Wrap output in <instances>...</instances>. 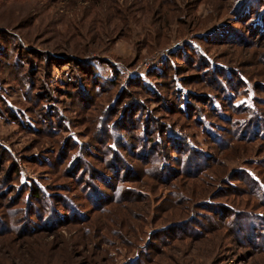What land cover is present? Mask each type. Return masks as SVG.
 <instances>
[{
  "label": "rangeland",
  "instance_id": "rangeland-1",
  "mask_svg": "<svg viewBox=\"0 0 264 264\" xmlns=\"http://www.w3.org/2000/svg\"><path fill=\"white\" fill-rule=\"evenodd\" d=\"M248 1L0 0V264H264V20L242 17ZM81 62L116 86H78ZM130 103L134 138L117 137ZM145 128L164 138L152 153Z\"/></svg>",
  "mask_w": 264,
  "mask_h": 264
},
{
  "label": "trees",
  "instance_id": "trees-1",
  "mask_svg": "<svg viewBox=\"0 0 264 264\" xmlns=\"http://www.w3.org/2000/svg\"><path fill=\"white\" fill-rule=\"evenodd\" d=\"M252 1V2H251ZM253 1H255L256 2V5L254 6V8L251 10V13L248 15L247 13L249 12V10H248V12L247 13H243V15H242V17H246V15H247V18L251 15V17H250V19H253V15H258V17L260 18V19H262V20H264V0H249L248 1V4L247 5H249V7H250V5L251 4H254V2ZM260 7H263V9L261 10L260 9ZM249 9V8H248ZM246 19V18H245ZM233 37H235V35H233L232 36V38ZM84 62H86V61H84ZM87 64L88 65H90V66H88V65H86V64H84L83 62H81L80 64H78V68L76 69V74H77V76L79 77V80H80V82L78 83V86H79V84L81 83V82H83L84 81V83L83 84H81V86L80 87H82V86H84L85 88H89L91 85H93V84H95L94 83V79H97L100 83H107V84H109V86H116V78L115 79H112V77L111 78H104V77H102V76H98L97 74H96V72H97V69H95L96 68V66L94 65V64H92V63H90V62H87ZM168 64L169 65H167V68L171 71V70H173V66L174 65H172V63L169 61L168 62ZM216 68V67H215ZM174 69H176V67H174ZM225 68H222V67H217L216 69H214L213 68V70L212 71H210L212 74H213V76H215V79H216V81L215 80H213L214 81V84H217V83H219V85L220 86H222V90H224V93H225V97H227L228 96V94L226 93V87L229 89V87H228V85H227V82H228V84L229 85H232V87H233V85H235V80H231V79H229L227 76H228V72L227 71H225L224 70ZM176 71V70H175ZM223 71V72H222ZM153 75H155V74H153ZM155 76H157L158 78H162V77H159L158 76V74L156 73V75ZM223 76V78L225 77V79H226V81L227 82H225V81H223V82H219L218 81V78L219 77H222ZM167 77H168V79H170L171 80V82L172 83H175L174 82V77H173V75L171 74V73H169V72H167ZM176 80H178V79H176ZM139 82H141V80L139 79L138 80ZM179 81V80H178ZM229 81H231L232 83H230ZM93 82V83H92ZM146 81L144 80L143 81V83H142V85H146ZM70 85H72V84H70ZM70 85H68V87L70 86ZM97 87H100V84H98L97 85ZM78 89V91H79V97H80V99L79 100H81V102L84 104V103H87V101L83 98V97H85V98H88L89 97V92H90V94L91 95H93V93H92V90H88L87 89V91H83L81 88H77ZM176 89V88H175ZM151 91H153V90H151ZM174 92H176V93H180L179 95H180V97L182 96V93H185L186 94V97H187V99H188V94H189V92L187 93V91H182L181 90V92L180 91H176V90H174ZM82 94V96H81V94ZM176 97H178L176 94H174ZM203 95V94H202ZM192 97V96H191ZM179 99V98H178ZM169 102V101H168ZM187 102H188V105L190 104L189 103V101L187 100ZM7 105V104H6ZM170 105H172L173 106V109L172 110H174V111H178V113L179 114H181L182 115V113H189L188 111H189V107H188V105H186L185 107H183V109H181V107H179L180 105H178V106H176L175 104H173V103H166L165 104V107L167 108V109H169V107H170ZM8 106V105H7ZM138 104L136 105V103H133V104H129V106L128 107H126L125 109H124V117H125V119L127 120V123H125V125L123 126V129L121 128L120 129V131L121 132H119V131H116V134H115V136H117V137H119V135L120 136H122V138H127L128 137V135H129V137H130V135H131V137L132 138H134V135H132V131H131V129H132V126L131 125H133V123H135L136 121L138 122ZM133 110H135L134 111V115H133ZM13 112V111H12ZM14 113V112H13ZM53 113L54 112H52L51 111V113H50V110H48V109H45V107L43 108V113H41L40 114V117L38 118V120L37 121H40L39 123V125H43L44 126V128H43V131L45 132V133H53V132H55L56 131V126H55V124L52 122V119H54V117L56 118V119H58L59 120V115L58 116H54L53 115ZM15 114V113H14ZM188 115V114H187ZM18 117V116H17ZM19 118V117H18ZM108 122V121H107ZM65 123V122H64ZM253 124L255 125H253L255 128H258L259 126H261V123H258V122H253ZM108 125H111L109 122H108ZM246 126H248V125H246ZM102 127H103V129L102 130H100L101 128H99V132H101L99 135H98V138L100 139V140H103V142H102V145L104 146L105 145V147H106V149L111 153V155H113V159H112V167H113V169L114 170H116L117 169V167L119 166V164H120V162H118L119 161V158L120 157H118L117 156V154L115 153L116 151L115 150H117V149H115V148H113L112 146V144L110 143V141L112 140L113 141V136H111V132L109 133V130H107V127H104L103 125H102ZM147 127V126H146ZM149 128L151 129V124L149 125ZM251 128H248V130H250ZM39 131H41V130H39ZM144 131V133H142L141 134V137H143V139L142 140H140V142L142 143V153L143 152H150V153H152V152H154L155 151V149H157V147H158V145L159 144H161L163 141H164V138L162 137H157V138H150V140L148 139L147 140V137H146V135L148 136L149 135V130H148V128H145V130H143ZM165 133H164V132ZM127 133V135H125L124 133ZM158 134H159V136L161 135V133L162 134H164V136H165V134L167 135L166 136V139L167 140H169V143L167 142V144L168 145H171V147H172V149H175L174 150V152H176V151H179V150H177V149H184L183 151H185V149H187V152L185 153V152H179V153H181V155H186L187 156V160L185 161V163L187 162V167H188V165H191L192 163V160L190 161V159H191V155L190 154H188L189 153V149H191L190 147H187V146H189V145H187L186 144V142H183L182 140H180L178 137H177V135L175 136V134L172 132V130H171V128H170V130L169 129H165V130H161V129H159L158 131ZM124 140V139H123ZM73 145V144H72ZM115 146V145H114ZM4 152V151H3ZM157 152V151H156ZM5 153H7V152H5ZM141 153V154H142ZM118 157V158H117ZM153 157V156H152ZM162 161V160H161ZM150 163L152 164V165H156L157 163L158 164H160V162H159V160L158 159H154L153 161H152V159L150 160ZM166 163V162H165ZM161 165H162V163H161ZM190 167V166H189ZM165 168H167V167H165ZM154 169H156V168H154ZM162 168H159V170H161ZM80 170H83V167H80ZM17 171H18V169L16 168L15 169V172H13V173H17ZM84 171V170H83ZM82 171V172H83ZM7 173V172H6ZM8 174V173H7ZM41 190H40V188H38V187H36V188H34L33 189V192H32V195H31V198H32V200L33 201H38L37 203H39V201H40V198H39V196H41ZM32 201V202H33ZM43 202V201H42ZM32 209V211H33V208H31ZM53 222V221H52ZM49 223H44L43 224V227H45V228H49V226L50 225H48Z\"/></svg>",
  "mask_w": 264,
  "mask_h": 264
}]
</instances>
